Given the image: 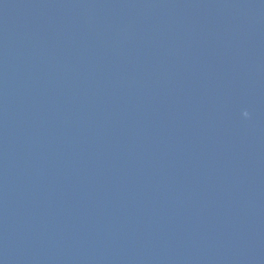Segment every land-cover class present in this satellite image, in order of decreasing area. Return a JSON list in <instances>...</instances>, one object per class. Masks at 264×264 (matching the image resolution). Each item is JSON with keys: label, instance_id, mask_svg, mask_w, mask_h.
Listing matches in <instances>:
<instances>
[{"label": "water", "instance_id": "1", "mask_svg": "<svg viewBox=\"0 0 264 264\" xmlns=\"http://www.w3.org/2000/svg\"><path fill=\"white\" fill-rule=\"evenodd\" d=\"M0 264H264V0H0Z\"/></svg>", "mask_w": 264, "mask_h": 264}, {"label": "clouds", "instance_id": "2", "mask_svg": "<svg viewBox=\"0 0 264 264\" xmlns=\"http://www.w3.org/2000/svg\"><path fill=\"white\" fill-rule=\"evenodd\" d=\"M248 115V113H245V116H247Z\"/></svg>", "mask_w": 264, "mask_h": 264}]
</instances>
